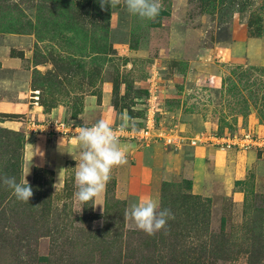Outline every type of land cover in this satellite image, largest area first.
Returning <instances> with one entry per match:
<instances>
[{
  "label": "rangeland",
  "instance_id": "374dc122",
  "mask_svg": "<svg viewBox=\"0 0 264 264\" xmlns=\"http://www.w3.org/2000/svg\"><path fill=\"white\" fill-rule=\"evenodd\" d=\"M159 2L147 20L99 0H0V99L15 90L69 124L127 113L132 128L150 102L153 119L147 144L126 140L127 164L79 212L76 137H35L36 116L0 113V177L29 170L33 190L24 203L0 181V264H264V150L216 148L241 155L236 172L193 181L182 162L214 146L154 139L264 134V0ZM56 139L70 144L60 162ZM145 196L174 216L152 236L124 219Z\"/></svg>",
  "mask_w": 264,
  "mask_h": 264
},
{
  "label": "clouds",
  "instance_id": "9594fccd",
  "mask_svg": "<svg viewBox=\"0 0 264 264\" xmlns=\"http://www.w3.org/2000/svg\"><path fill=\"white\" fill-rule=\"evenodd\" d=\"M103 10L123 4L126 10L141 19H154L160 11L159 0H99ZM119 130L122 132L132 124L134 118L124 113L121 116ZM78 160L74 173V200L79 205V212L85 204L102 196L111 178L112 169L127 164V153L130 145L121 144L116 130L103 119L92 126H82L77 130ZM21 182L15 177L3 176L0 181L12 190L17 200L28 203L33 190L26 176ZM99 205V204H96ZM38 206V205H36ZM35 207V206H34ZM124 219L136 230L152 236L165 228L169 219H174L170 209L161 208L158 198L145 196L133 202L125 209Z\"/></svg>",
  "mask_w": 264,
  "mask_h": 264
},
{
  "label": "crops",
  "instance_id": "0c3cea01",
  "mask_svg": "<svg viewBox=\"0 0 264 264\" xmlns=\"http://www.w3.org/2000/svg\"><path fill=\"white\" fill-rule=\"evenodd\" d=\"M12 89H14L12 87ZM7 92L13 93V100L7 99V98H1L0 99V113L7 114V115H27V116H36L38 120H33V122H44L47 121L44 118L45 116L49 117V115H46L44 113L36 112L38 108H40L38 105L34 106L28 101L25 97V94L20 92H15V90H7ZM40 119V120H39ZM51 120V119H50ZM53 121H58L54 120ZM28 129H30V125L27 126ZM33 134H39L35 135V137H44L40 135H45L46 133H41L38 131H33ZM52 135V134H49ZM34 136V135H33ZM67 138V137H66ZM69 138V137H68ZM122 145L127 144L125 141L120 142ZM70 144L67 143L66 140H60L56 139L53 143L54 148V155L53 158L57 162H60L62 159V155L64 154V151L68 149V146ZM128 145V144H127ZM130 145V143H129ZM29 150L32 151V156L34 157L35 162H39L41 160L39 155V146L35 145H28ZM70 147V146H69ZM191 158L186 161L185 163L182 162L181 165V172L185 177H189L193 181H203V175H213V176H221L226 174H232L236 172L238 165L237 159L240 158V154L236 153H221L220 151H217L216 148H210V147H198L191 150ZM131 154V153H130ZM129 154V155H130ZM245 156L247 158H251L252 154L251 151L248 153H245ZM128 157V154H127ZM181 164V162H180ZM139 168H136L138 170ZM154 169V168H153ZM57 170H60V167L57 166ZM134 170V169H133ZM132 170V172H133ZM139 171V170H138ZM140 172V171H139ZM152 172V173H151ZM149 175L152 177L151 181L155 182V178L158 177V170L156 171H150ZM134 180V179H132Z\"/></svg>",
  "mask_w": 264,
  "mask_h": 264
},
{
  "label": "built area",
  "instance_id": "2783aa9c",
  "mask_svg": "<svg viewBox=\"0 0 264 264\" xmlns=\"http://www.w3.org/2000/svg\"><path fill=\"white\" fill-rule=\"evenodd\" d=\"M152 106L149 102L146 109V116L142 120V125L138 128L129 126L124 131L119 130V125H112L116 130V134L121 141L135 140L142 144H147L148 133L153 126V119H151ZM151 115V116H150ZM30 130L41 133L57 135L61 137H76L77 129L82 126H92L93 124H69L62 121L47 120L41 123L31 122ZM154 138V137H153ZM160 139L163 145L170 147H177L179 144H187L190 147L196 145L209 144L217 149H240L246 150L251 148H260L264 150V134L261 137L252 135L250 132L241 133L238 135L216 134L210 132H199L187 138H180L172 135L159 134L154 139Z\"/></svg>",
  "mask_w": 264,
  "mask_h": 264
},
{
  "label": "trees",
  "instance_id": "16d2710c",
  "mask_svg": "<svg viewBox=\"0 0 264 264\" xmlns=\"http://www.w3.org/2000/svg\"><path fill=\"white\" fill-rule=\"evenodd\" d=\"M142 125V122L140 123V125L139 126H137V127H140ZM216 134H219V133H216Z\"/></svg>",
  "mask_w": 264,
  "mask_h": 264
}]
</instances>
